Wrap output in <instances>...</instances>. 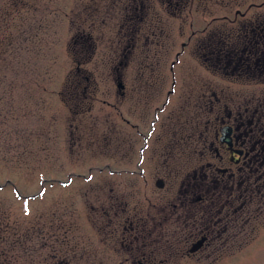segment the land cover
I'll return each mask as SVG.
<instances>
[{
  "label": "rangeland",
  "instance_id": "1",
  "mask_svg": "<svg viewBox=\"0 0 264 264\" xmlns=\"http://www.w3.org/2000/svg\"><path fill=\"white\" fill-rule=\"evenodd\" d=\"M125 1L0 0L10 8L0 32L14 40L0 88V264H140L137 252L157 244L138 242L131 256L124 225H150L181 193L203 196L201 174L234 167L220 128L264 109V60L259 72H222L196 44L217 25L244 45L238 21H264V0H199L183 15L155 5L157 24L141 26L134 54L118 57L105 41L118 36ZM92 35L93 56L73 52ZM212 143L220 155L206 152ZM253 232L220 259L224 250L172 260L264 264V225Z\"/></svg>",
  "mask_w": 264,
  "mask_h": 264
},
{
  "label": "flooded vegetation",
  "instance_id": "2",
  "mask_svg": "<svg viewBox=\"0 0 264 264\" xmlns=\"http://www.w3.org/2000/svg\"><path fill=\"white\" fill-rule=\"evenodd\" d=\"M199 0H126L123 4L124 13L122 17L118 19L119 34L113 38L107 39L106 50L111 51L115 56L124 57L133 55L140 37L142 36L143 25L155 24L153 20L159 18L160 14L155 8V5H160V8L167 12L173 5L174 9L179 10V13H184L187 10L188 5H195ZM203 0L202 3H210V5L218 4L220 0ZM224 1V0H223ZM244 4V1H239V4ZM153 13L154 17H150ZM240 14V13H238ZM245 14H242V18ZM260 16V14L258 15ZM254 17V15H253ZM217 18L213 17L209 23L215 21ZM152 21V22H151ZM237 31L243 30L244 35L247 37L244 45H238L236 38L239 35L223 34L219 35V29L217 25L211 27L210 25L201 31V35L198 37V55L199 57L206 58L213 69H219L222 72H236L240 70L247 71V69L255 72L263 67L259 66V62L264 59V50H262V37H264V21L256 18L248 19L247 21H238ZM157 24V23H156ZM210 28V30H209ZM226 38L223 39L222 37ZM92 39H88V42L82 46H77L73 49V52L79 53L80 57H91L94 54L90 52L92 48L98 47V41L94 40L95 35L91 36ZM254 38V40L252 39ZM261 38V39H260ZM261 42H259V41ZM147 41H149L147 39ZM252 41L253 47L250 49V42ZM88 45V46H87ZM148 43H145L147 47ZM243 49H242V48ZM94 51V49H93ZM135 56V55H134ZM229 58L228 61H222V64L227 63L219 67V58ZM233 58L246 59L245 63H248V68L244 65L231 66V60ZM251 60V63L248 60ZM207 63V62H206ZM78 69L80 66L77 67ZM262 71V70H260ZM119 88L122 89L123 83L119 81ZM261 114L257 118V125L260 127L263 125L264 129V109L262 108ZM254 110L252 115L248 114L243 119L236 118L237 121L232 127V145H229L221 141L225 151L228 153V161L232 163L234 167H218V164H214V170L211 173H203L202 182L204 187V195L195 198L197 195L194 193H181L179 194L176 204L172 207L176 208L170 210L155 211L151 215L146 223L148 226L132 225L128 227L124 225L123 229L128 233L125 237L129 240L131 246L128 248V252L131 256L136 255L137 245L139 243H145L153 245L157 244L154 248L142 249L137 254L143 255L140 264H148V260H154V264H174V259L177 261L179 258L196 254V252H202L201 254H209L210 251L225 252L218 254L212 260L220 259L222 256L230 253L234 244L233 237L229 236L226 240H218L221 236L220 233L224 227L219 224L224 223L225 219L230 218V211L226 208L228 203H231L234 197V189L244 184L245 181H250V178H260L264 175V130H261L260 135L256 136L251 132V124L254 121ZM217 140V139H216ZM215 140V142H216ZM210 147V148H209ZM206 150L208 154L217 153L220 155L218 146L215 149L214 143H212ZM204 148V147H203ZM204 152V150H201ZM205 152V153H206ZM163 185V181H157V185ZM224 187L223 192H219L218 187ZM214 188V189H213ZM196 193V192H195ZM189 194V195H188ZM197 194V193H196ZM183 195H188L186 198ZM239 204V203H238ZM244 206V204H243ZM229 207V205H228ZM227 217V218H226ZM172 223V230L170 231V224ZM137 224V221H135ZM249 224L243 227V230L249 228ZM174 228V229H173ZM240 230L241 227L238 226ZM178 232V233H177ZM169 247L177 248L176 251L170 252ZM183 250V251H180ZM175 252H177L175 254ZM149 256V258H148ZM153 256V257H152ZM135 259V258H134Z\"/></svg>",
  "mask_w": 264,
  "mask_h": 264
},
{
  "label": "trees",
  "instance_id": "3",
  "mask_svg": "<svg viewBox=\"0 0 264 264\" xmlns=\"http://www.w3.org/2000/svg\"><path fill=\"white\" fill-rule=\"evenodd\" d=\"M8 15H10V8H7L5 4H0V21L2 22ZM6 29L7 27L5 28V31ZM9 38H10V35L8 36V33H5V34L1 33L0 35V88L3 87L5 85L4 82L7 81L6 69L8 67L6 66L7 64L6 56L9 54L10 48L14 44V40H11ZM222 38L225 39L226 37L223 36ZM261 40H262V50H264V37H262ZM228 60L230 59L229 58L222 59L220 57L219 65L221 66L227 65V63L222 64V61H228ZM263 60L259 62V66L263 65L261 63L263 62ZM245 62H246V59L233 58L231 60V66L234 67L238 65H244V66L249 65L248 63H245ZM248 62L252 64L250 59L248 60ZM248 67L249 66L243 67V68H248ZM0 92H1V89H0ZM5 93H6V90L4 89L3 93L0 94V120L2 119L4 121L8 120V118H6V115L4 114L3 109H2V103L4 102ZM258 112L259 113L255 115L254 121L251 124V127H252L251 132H253L256 136L259 137L260 127H261V130H264V129H263V125L259 127L256 124L259 114L262 113L260 111ZM232 198H233L232 202L228 203L229 207L227 205L226 208L228 209V211H230V218L232 215L234 216V218L225 219L224 223L219 224V226L222 225L224 229L220 233L221 236L219 237L218 240L219 241L222 239L226 240L229 235L233 237L234 244L236 242L237 244L238 242H240L241 243L240 245H242V244H245L247 241V239L245 240L244 238L246 233L248 234L251 233L250 234L251 236L254 233L253 232L254 227L257 228V227L264 225V175L260 176V178H257V176L255 178H250V181H245L244 184L237 186L234 189V197ZM240 219L242 220L240 221L242 224L238 223ZM247 223L250 225L249 226L250 231L248 232L246 230H243V227L246 226ZM238 226L241 227L240 230L238 229ZM246 236L249 237V235H246Z\"/></svg>",
  "mask_w": 264,
  "mask_h": 264
},
{
  "label": "water",
  "instance_id": "4",
  "mask_svg": "<svg viewBox=\"0 0 264 264\" xmlns=\"http://www.w3.org/2000/svg\"><path fill=\"white\" fill-rule=\"evenodd\" d=\"M232 130L233 129L230 126H225L222 128V130H221V133H222L221 141L222 142H225L229 145H232V136H231ZM158 185H160V184L158 183Z\"/></svg>",
  "mask_w": 264,
  "mask_h": 264
}]
</instances>
